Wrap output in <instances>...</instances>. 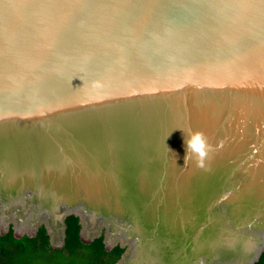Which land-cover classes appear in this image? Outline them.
<instances>
[{"label": "water", "instance_id": "1", "mask_svg": "<svg viewBox=\"0 0 264 264\" xmlns=\"http://www.w3.org/2000/svg\"><path fill=\"white\" fill-rule=\"evenodd\" d=\"M188 128L204 168L184 166ZM2 207L54 247L77 215L83 242L125 248L115 264L141 242L154 264L172 243L169 264L256 262L264 0H0Z\"/></svg>", "mask_w": 264, "mask_h": 264}, {"label": "trees", "instance_id": "2", "mask_svg": "<svg viewBox=\"0 0 264 264\" xmlns=\"http://www.w3.org/2000/svg\"><path fill=\"white\" fill-rule=\"evenodd\" d=\"M65 242L61 247L50 244L49 235L41 225L34 236L17 237L13 228L0 235V264H115L125 248L119 244L105 248L103 235L89 243L80 238L79 218L69 214L66 219ZM253 264H264V252Z\"/></svg>", "mask_w": 264, "mask_h": 264}, {"label": "clouds", "instance_id": "3", "mask_svg": "<svg viewBox=\"0 0 264 264\" xmlns=\"http://www.w3.org/2000/svg\"><path fill=\"white\" fill-rule=\"evenodd\" d=\"M185 143L184 166L191 160L198 167L204 168L212 147L208 142L207 136L199 130L188 128L183 130Z\"/></svg>", "mask_w": 264, "mask_h": 264}, {"label": "bare ground", "instance_id": "4", "mask_svg": "<svg viewBox=\"0 0 264 264\" xmlns=\"http://www.w3.org/2000/svg\"><path fill=\"white\" fill-rule=\"evenodd\" d=\"M21 227H27V225L26 224H22L21 225ZM169 245V247H167V254H166V256L165 257H163V258H161V260L163 259L164 261L162 262V264H169L170 262H169V259H168V257H169V254L170 253H172V251L174 250V244L172 243V246H171V244H168ZM158 246H160L159 244H158ZM161 246H162V244H161ZM140 247H144V251L146 252L147 250H149L150 252H151V255L150 254H148V255H146V258L144 259V260H142V258H141V256L139 255V253L136 251V250H138ZM151 247H153V248H151ZM149 251H148V253H149ZM152 251H153V253H152ZM139 255V259L138 260H136L135 259V256L136 255ZM156 261H160V258H159V256H157V254L155 253V249H154V246H153V244H151V245H146L145 243H138V244H136V245H134V250H133V252H129L128 253V256H127V259H126V261L124 262V264H154Z\"/></svg>", "mask_w": 264, "mask_h": 264}, {"label": "rangeland", "instance_id": "5", "mask_svg": "<svg viewBox=\"0 0 264 264\" xmlns=\"http://www.w3.org/2000/svg\"><path fill=\"white\" fill-rule=\"evenodd\" d=\"M13 213V208H7V207H2V208H0V220L1 221H3L4 220V218H7V217H10V221H9V224H10V226H12L13 225V220H12V218H18V216H20V215H23V213H21V212H18V216L17 215H14V214H12ZM16 216V217H15ZM25 218V220H30V217H31V215L30 214H28V217H26V215L24 216ZM12 220V221H11ZM2 224H3V222H2ZM1 224V225H2ZM0 225V229L2 228V230H4L5 229V227L2 225L1 226ZM4 228V229H3ZM28 233H30V232H28ZM1 235V234H0ZM16 236V235H15ZM158 246V245H157ZM138 253H139V255L141 256V258H142V260H144L145 258H146V255H148V254H150L151 255V252L149 251V250H147L146 252L144 251V247H140L138 250H136ZM148 251H149V253H148ZM152 253H153V251H152ZM139 255L137 254L136 256H135V259L136 260H138L140 257H139ZM130 264V263H129Z\"/></svg>", "mask_w": 264, "mask_h": 264}]
</instances>
